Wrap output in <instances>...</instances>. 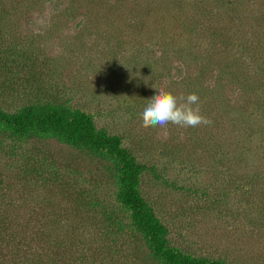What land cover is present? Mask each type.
Returning a JSON list of instances; mask_svg holds the SVG:
<instances>
[{
	"label": "rangeland",
	"instance_id": "374dc122",
	"mask_svg": "<svg viewBox=\"0 0 264 264\" xmlns=\"http://www.w3.org/2000/svg\"><path fill=\"white\" fill-rule=\"evenodd\" d=\"M161 88L211 124L143 127ZM44 101L154 168L140 190L169 244L264 264V0H0V107ZM115 189L96 156L0 134V264H161Z\"/></svg>",
	"mask_w": 264,
	"mask_h": 264
},
{
	"label": "trees",
	"instance_id": "16d2710c",
	"mask_svg": "<svg viewBox=\"0 0 264 264\" xmlns=\"http://www.w3.org/2000/svg\"><path fill=\"white\" fill-rule=\"evenodd\" d=\"M0 134L28 140L54 138L74 149L106 162L115 184L117 210L127 213L131 230L145 242L150 255L161 264H235L208 257H195L169 244L167 228L140 190V177L152 166L137 161L122 145L121 137L97 128L93 116L66 102L44 101L25 104L14 111L0 107ZM114 219V212L108 213Z\"/></svg>",
	"mask_w": 264,
	"mask_h": 264
},
{
	"label": "clouds",
	"instance_id": "9594fccd",
	"mask_svg": "<svg viewBox=\"0 0 264 264\" xmlns=\"http://www.w3.org/2000/svg\"><path fill=\"white\" fill-rule=\"evenodd\" d=\"M147 101L140 113L145 128H166L168 124L195 128L211 124L210 119L201 115L199 97L195 93L177 97L161 88Z\"/></svg>",
	"mask_w": 264,
	"mask_h": 264
}]
</instances>
